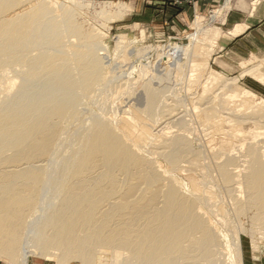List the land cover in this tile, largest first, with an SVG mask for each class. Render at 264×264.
Wrapping results in <instances>:
<instances>
[{"label": "bare ground", "instance_id": "bare-ground-1", "mask_svg": "<svg viewBox=\"0 0 264 264\" xmlns=\"http://www.w3.org/2000/svg\"><path fill=\"white\" fill-rule=\"evenodd\" d=\"M30 1L0 0V259L29 264L30 256L37 254L49 259L57 256L66 264L73 260L95 264L96 254L105 251L111 255V264H242L238 252L228 258L230 251L226 252L229 248L223 231L203 209L212 212L213 207H220L218 210L223 215L215 212L217 209L214 212L222 219L230 220L231 224L238 222L239 228L254 238L264 237V231L254 230L264 227V141H259L264 131L259 129L253 135L251 132L250 137L235 131L234 138L249 142L248 149L242 150L246 157L242 168L238 169L239 158L232 156V152H223L227 153L225 160L217 162L216 170L220 182L230 191L233 210L218 205V193L208 196L204 192L195 194L189 189L183 190V183L169 173L171 169H163L156 164L158 161L142 152L145 142L136 145L119 129L120 119L111 112V105L114 106L118 96L134 90L137 86L134 84L140 81H134L131 86L127 84L123 92L122 83L119 82L120 88L113 84L117 78L109 75L103 54L99 52L105 49L101 35L94 32L96 29L85 28V31L77 20L80 11L89 4L84 5L81 0H39L26 11L6 17ZM245 30L246 26L240 25L233 33ZM177 50L178 58L187 53L186 48L178 46ZM175 61L174 69L180 63ZM171 66L159 68L171 76ZM259 66L249 68L248 72L259 70ZM168 71L171 72L167 74ZM154 73L153 78L150 76L153 82ZM256 73L254 76L264 83V73ZM164 77L158 79L168 78ZM224 78L211 73L209 83L206 82L209 85L205 84L204 89L209 88L210 81L223 88L230 83ZM158 79L154 84L145 80L140 86L146 103L143 101L142 109L132 107L133 116L127 118L134 121L133 129L137 131L139 127L144 141H148L154 137L150 122L159 124L161 146L157 145L161 150L147 148L156 152L154 155L160 154L173 170L181 162L189 161L196 166L195 171L209 178L208 182L214 181L208 164L202 162L205 151L196 149L185 133L166 130L172 114L180 108H174L179 98L175 99L174 95L176 84H172L175 90L171 92L168 83L163 86L162 79ZM113 88H117L115 92ZM210 92L204 94L210 95ZM170 94L175 103L167 102ZM203 96L199 98L205 100ZM210 96L211 101L219 98ZM229 96L232 100L233 97L252 100L257 95L245 89L231 92ZM224 104L228 105L227 101ZM252 106L257 108L253 117L230 111L228 120L235 123L252 118L256 124H264V98L255 99ZM201 111L207 123L219 115L216 108L208 106ZM178 123L181 128L188 124L184 119ZM180 126L177 127L181 131L189 130ZM148 149L145 150L149 152ZM239 192L243 194L238 195ZM240 218H244L243 224Z\"/></svg>", "mask_w": 264, "mask_h": 264}, {"label": "rangeland", "instance_id": "rangeland-1", "mask_svg": "<svg viewBox=\"0 0 264 264\" xmlns=\"http://www.w3.org/2000/svg\"><path fill=\"white\" fill-rule=\"evenodd\" d=\"M38 1L39 0H32L28 3H25L21 5L20 7H18L17 9L10 12V14L6 17H13L18 13H22L26 11L27 9H29L31 6L36 5ZM60 1L70 2L69 0H60ZM80 2H82V4L85 3L86 5L89 4V6H85L86 8L84 7L80 11V13L77 16V20L82 24L84 29L88 28V30L90 31H94L96 29L94 32H98L101 35L100 37H101V40L103 42V46L105 47V49H101L99 52L101 55L103 54L102 56L104 57L107 68L110 72L109 75L110 76L114 75L115 79L117 78V80H114L113 82V84H118V85H115V87L117 86L120 88V86H122L121 90L123 92L124 91L123 88L126 89L127 84H130L131 86L132 83L134 84L135 82L137 83L140 81L139 84H134V86L135 85L137 86H135L134 90H131V92L129 91L130 93L128 92V93L122 94L121 92L120 94L122 95L116 98V101L113 103L114 106L112 107L111 105V110H112L111 112H113V114L118 115L117 118L120 119L119 120L120 124L122 125L125 123L124 127L122 125L123 128L119 124L118 125L119 129L124 131L127 135H129L133 143L135 144L137 143L138 145L140 144L143 145V142H145L144 145L142 146V148L144 147L142 152L143 153L145 152V154L147 153L149 158H152V160L154 159L153 161L155 162L158 161L159 163H156V164L162 166L163 169L168 170V171L171 169L169 173H171V176L173 177L175 176L174 178H176V180L179 183H183L184 185L183 190L189 189V192L191 190V193H195V194H198V193L203 194L202 192H204V194H207L208 196L210 195L212 196L218 193L220 200L225 198L222 201L217 199L219 201V202L217 201V203H219L218 205L226 206L225 208L227 210L229 209L233 210L232 201L229 196L230 191L222 182H220L219 174L217 173V170H216L217 162H220L219 160L222 161V159L225 160L224 158H226L227 156L226 154L227 153L229 154V152L231 154L232 152V156L236 155L237 159L239 158L238 163L240 167L238 169L242 168V165L245 164L244 162L246 161V159H244L246 157L243 153L248 149L247 147L249 145V142L247 139L246 141L244 140V142L243 140H241L242 142L241 143L239 141L240 139L238 140L237 138H234V136L236 135L235 131L236 132L239 131L243 133L245 137L252 136L253 134L257 132V130L258 132H260L261 129L264 131V128H262L264 124L262 123L256 124L254 122V119L252 120V118H251L252 121L250 120V118H246L245 119L246 121L243 119V122L240 121V122H235V123L234 122L232 123L231 121L228 120L229 118L228 113H231V112L235 114L240 113L241 116L242 114L243 116L252 115L253 117V114L255 115V113L253 112L255 111L257 112V108L252 106L254 104L255 99L259 101L261 100V98H264V83L260 82L257 79V77L254 76L253 74L256 72H257L256 74H260L259 72L264 73V53L257 54V55L250 54V53L245 54L241 52L238 53L239 49L232 45L234 37L229 33V31L231 30L229 29L231 23H227V20L225 19L226 14L227 12H229V10L242 9L245 3L243 1H233V0H230L227 2L226 1H214L211 6L207 7L206 5L205 6L197 5L196 1L81 0ZM250 2H251L250 8L252 11L253 3L258 6V4H261L264 1L263 0H260V1L253 0ZM110 4H111V7H110ZM103 11L107 13L103 14ZM178 15L179 17H176ZM85 31H87V29H85ZM178 46L179 48L187 49V53L185 55L181 54L180 58H178L179 56V54H177L179 53L178 50L176 51V48H178ZM175 60L180 61L179 64H177L178 62L176 63V67H175L176 69H174L175 62H176ZM193 62L200 66H196L195 64H193ZM259 64H260L259 70H256L255 72H248L249 68L255 67L256 65H259ZM164 65L167 68H164L165 67ZM159 66L163 67L164 69H168L171 66L170 70L173 68L172 69L173 71L172 72L168 71L167 74L171 72L172 75L171 76L170 74L166 75L165 72H167V70H165L164 72V69L159 68ZM197 67L199 69H197ZM195 69H197V71ZM160 70H163L162 74L159 73ZM193 70L194 72L195 71L196 72L194 73ZM190 72H193L191 73L193 75L190 76L189 75ZM213 72L220 74L222 78L225 77L224 79H228V82L230 83H228V85L226 86H223L222 88L219 84H214L210 81L211 85L208 88L209 90L204 89L209 85L208 84L209 76ZM153 73L155 76L154 80L156 81V83H157L158 77L165 76L164 78L166 77L169 78L170 76L171 77L169 78L170 80L166 78V80L164 81L163 78H159L158 81L162 79L163 86H165L168 83L169 85L167 84V86L170 87L169 88L170 90L172 88H175V86L172 84H176L175 89L178 90V93L176 90L175 92L176 94L174 93V95H176L177 98L175 97V99L179 98L177 101H179V103L181 102L183 103L180 105L178 104L177 101L175 103V99H173L174 96L172 94H170L171 96L168 95L170 97L167 96L168 97L167 102L175 103L177 106L173 103L172 104L175 105L174 108H176V110L179 107L180 108L178 109L179 111L178 110L177 112L175 111V114L173 113L174 115L172 114L173 117L171 116L172 119L171 118L170 119L174 121V123L170 121L169 123H172V124L168 123L166 130L168 129L170 132L178 130L179 133H185L187 136L190 137V140L192 141L193 146L196 149L202 148V150L205 151L204 159L202 162L205 164H208L206 166H209L208 169H210L211 176L215 178L213 179L214 181L209 180L208 182L209 178L207 179L204 176H202L200 172L195 171L196 166H192L189 161L188 162L190 163L191 166L189 165L188 162L183 161L180 164V166L182 165V168L179 166L178 169L173 170L172 165L167 163L165 159L161 157L160 154L159 156L157 153L158 155L157 156V155H154L156 154V152L150 151L152 148L157 149L156 150L157 152H160L161 150V148H159V146H161L160 144L161 143V133L160 132L158 133V131L160 130V127H158L159 124L156 125L155 123L150 122L149 129L150 131H152V133H154L152 134L154 137L153 139L148 140V141H144L142 130L139 127L137 131H136V128L133 129L134 126L132 124L134 121L132 119L130 121V119L128 118L133 116V114H131V110H132V113L134 111L132 107L134 108L140 107L141 109L144 107V104L146 103L145 102L146 100L144 97L146 96H145L144 90L142 92L141 85L143 84L145 80L147 82L152 81L151 83L154 84L155 81L153 82V79L151 80ZM199 73H200V76L198 75ZM158 74L162 76H158ZM148 77L150 79H148ZM207 81H208L207 83L208 85L206 84ZM119 82L122 84L120 85ZM165 82L167 83L165 84ZM124 84L126 85V87L124 86ZM170 85L174 87H171ZM134 86L132 85V87ZM113 89H114L113 92H115V89L117 88H113ZM245 89L257 95L254 97V99H252L253 102L252 100H248L246 98H236V97L234 98L233 97V100H232V97L229 98L230 97L229 95L231 92L232 93L234 91L240 92V91H244ZM136 90L137 91L139 90V92H137ZM172 90L171 92L174 91ZM203 90H206V91H203ZM214 90L215 92L213 93H216L217 91H219V93L217 92L216 94H212V91ZM133 91H136V92H133ZM179 92L180 93L182 92V93L180 94ZM204 92H207V94H209L210 92L211 93L210 95H213V96L215 95L216 97L219 96V98H214L212 96L215 99V101H213L214 99L211 101L212 99L211 96L204 94ZM191 94L192 95L195 94L193 95L194 97L191 96ZM202 94L204 95L203 97H205L206 101L203 100L204 99L203 97H202L203 99L199 98L200 95ZM129 95L130 97H128ZM135 95L136 97H134ZM132 98H135L137 100L132 99ZM197 98L200 99V100L198 99L199 101H201L200 103L197 101ZM206 98L207 99L209 98V99L207 100ZM184 99L186 100V102H184L185 101ZM125 100H128V101H125ZM143 101L145 103H143ZM224 101H227L228 105L224 104ZM210 102H213V103L210 104ZM139 103L141 105H139ZM202 103H204V105ZM205 103H207V105ZM172 104H168V105H172ZM201 104L203 106L202 108H201ZM206 106L216 108V112H218L217 114H219L216 117V119L214 118L215 120L213 119L210 123L206 122V115L204 112L201 111V110H204V107ZM196 107L199 109L196 110ZM186 110L189 112V114ZM234 110H237V111H234ZM222 111H224L223 113L225 115L222 114ZM126 112H128L129 115H126L127 114ZM174 116H178L177 119ZM144 118L146 117L143 116V119ZM173 118L177 121V123ZM230 118L232 119V116H230ZM183 119L186 120V122L189 124L188 125L186 123L187 127H182V128H188L189 129L187 130V132L189 131L188 133L185 132L184 129L182 131L179 130V127H177V126H180L178 121L180 122ZM145 121H147V119H145ZM213 121L215 122L212 123ZM151 127H153V130ZM182 128L180 126V129ZM138 132L140 135H138ZM251 132H254V133L250 135ZM262 132L261 134L263 135ZM156 134H158L157 137H156ZM140 139H142V141ZM259 139H261L259 141H264L263 136H259ZM151 143H154V144H151ZM157 144H159V146ZM237 144L243 147L237 148L238 147ZM201 145L203 147H201ZM145 149H148L149 152H147ZM242 150L243 151L245 150V151L243 152ZM150 152H152V154ZM223 152H227V153L225 154ZM223 154H225V157H223L224 156ZM219 157H222V158L220 159ZM188 167L189 168L191 167L192 169L195 168V169L192 170V169H189ZM225 187L227 188L226 190L224 189ZM222 188L224 189V191ZM241 194L240 192L238 193V195H241ZM224 204H227V205H224ZM219 208L218 207H213V209L209 208V210L212 209V212L207 211L208 209L204 208L203 211L207 212L206 214H208L209 218L213 220L214 225L216 227H219L223 231V237L227 244L226 246L227 248H229L228 250L226 249V252L228 253L230 251L228 253L230 254L228 258L229 259L233 258L232 257L233 254L238 252L237 254L240 256L241 258L240 261L242 260V264H257V262H260L262 259L264 260V237H259L260 235L259 236L256 235V237L254 238L251 233H246L242 230L241 227L239 228L238 222L237 224H235L236 223L235 222L234 223L235 225H234L233 223L231 224L230 220L226 221L222 219L221 216L218 215L219 213L223 215V212L222 211L220 212L218 210ZM214 209L215 210L217 209L215 212L219 211V213H215ZM217 216L219 217L217 218ZM240 219L242 220L240 223L245 222L244 218H240ZM258 228L256 227L254 230L258 232L259 230H261V232L264 231V227H261L260 229ZM225 234L227 235L226 237H225ZM251 236L253 237V239ZM29 260H30L29 264H66V263H61L62 261H60L59 257L57 256H54L51 259H49L47 257L45 258L43 256L34 254L30 256ZM12 262L13 261H9V259H0V264H15L14 262L13 263ZM110 262H111L110 253H105V251L104 252L102 251V252L97 253L95 256V264H111ZM68 264H81V263L80 261L73 260L69 262Z\"/></svg>", "mask_w": 264, "mask_h": 264}, {"label": "crops", "instance_id": "crops-1", "mask_svg": "<svg viewBox=\"0 0 264 264\" xmlns=\"http://www.w3.org/2000/svg\"><path fill=\"white\" fill-rule=\"evenodd\" d=\"M127 1H149V0H127ZM152 1H196L199 6H211L214 1H227V0H152ZM233 1H243L244 7L237 10H229L226 14L227 23L230 24L231 29L229 33L234 37L233 46L238 48L239 52L245 54H262L264 53V2L256 5L254 8V3L252 4V11L250 8L251 2L253 0H233ZM260 1V0H259ZM264 1V0H263ZM256 2V1H254ZM181 16V15H180ZM176 17H179L176 16ZM244 25L246 30L240 32L239 34H234L236 27ZM248 25V26H247ZM257 264H264L262 259Z\"/></svg>", "mask_w": 264, "mask_h": 264}]
</instances>
